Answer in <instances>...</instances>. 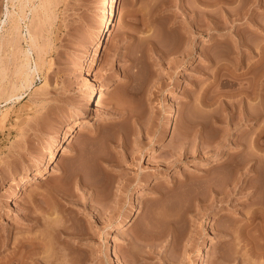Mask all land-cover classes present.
Masks as SVG:
<instances>
[{"label": "rangeland", "instance_id": "obj_1", "mask_svg": "<svg viewBox=\"0 0 264 264\" xmlns=\"http://www.w3.org/2000/svg\"><path fill=\"white\" fill-rule=\"evenodd\" d=\"M230 1L117 0L94 57L101 0H0V264H264V0ZM94 73L113 83L29 184Z\"/></svg>", "mask_w": 264, "mask_h": 264}, {"label": "bare ground", "instance_id": "obj_2", "mask_svg": "<svg viewBox=\"0 0 264 264\" xmlns=\"http://www.w3.org/2000/svg\"><path fill=\"white\" fill-rule=\"evenodd\" d=\"M233 1H235V0H233ZM116 2H117V0H101V3L103 4V6H102V9H101L100 14H99V21L102 22L103 28H102V32H101V37H99V39H98V41L96 43L97 45H96V47L94 49V55H93L94 57H97V56L100 55V49L102 48L103 43L106 42V41H108L109 38H110V36H111V34H112V27H114V13H115V5H116ZM204 2H205L204 5L206 4L205 7L206 6H212L213 3H215L214 0H204ZM216 2H217V0H216ZM18 9L20 11V4L18 6ZM206 9H204V10H205L207 16L209 17V18L207 17L206 19H210V16H212V17L214 16V15H211V12H210L213 9H211V8H210L211 10H208V8H206ZM14 13H15V11H14ZM14 13L7 10V13H6L7 18L10 19V17L12 16L11 14L14 15ZM212 13H214V12H212ZM18 14H16V15H18ZM8 16H10V17H8ZM19 18H17L18 20H15L16 23H14L15 21L13 22L14 29L13 28H11V29H13L14 32L17 31V29L19 28V20H20ZM4 22H5V20L3 19L1 21V24H4ZM13 24H12V26H13ZM13 30L12 31L10 30L12 32V34H13ZM6 34H7V32H6ZM6 34L5 35L4 34L0 35V52H2L1 51L2 46L6 42H8L9 39H10V38H7ZM16 35H17V33H16ZM31 43H32V40H31ZM24 55H25V60L26 61L23 62V64H21V65H22V67H24V69H27V70H25V75L33 74L37 70V63L35 62L33 66L30 65L29 58H28V51L25 50ZM0 62H2L1 59H0ZM85 62H86L85 64H87V60H85ZM25 78H27V77L25 76ZM92 79H93V82L95 84L86 93V97H85V101H84L85 111L83 112V114L81 116L71 118V119L65 121L64 123L59 124L56 127V129H54V132L52 134L51 140L42 147L41 152H40L41 154H40L39 159L37 160V162L34 165V167L30 170V172L25 176V179L27 180V182L29 184L35 182L36 180H38L42 175H44L47 172L48 167H49L52 159L54 158V155H55L56 151H58L59 147L63 144L64 140L66 138H69L70 136H72L73 133H74V131L76 130V128H78L80 126H83L84 124H86V123L89 122V120H90V118H91V116L93 114V106H94L93 102H94V94H95V92H99L101 90H104L105 88H108L113 83V81H111V80H108L105 83H101L100 82V76L98 75V73H94ZM249 112H250V110H249ZM174 115H175V112L174 111H171L169 113V117H168V120H167L166 126H165L166 132H165V135H164L163 140H166L168 138V136H169V132H170V129L172 127V119L174 118ZM248 115H249V113H248ZM238 150H242V147H239ZM240 162H238V161L231 162V163H233L232 165L235 166V170H236V173H237V177L239 179L241 178V182L239 183L238 182V179L236 177L237 181L236 182H233V184H232L233 185L232 188H234V189H235V187L237 185H238V188L239 189H242L244 187L246 188V186L249 187L250 185L253 186L252 183L255 182L254 181L255 178H254V176L252 174H255L256 172L253 173L252 172L253 169L250 168L251 166L254 165V163H250L251 165L249 166V168L251 170L248 169L247 167H245L244 170L243 171L241 170V172H240V171H237V170H239L238 168L239 167L241 168L242 164L244 163V162L243 163H240ZM230 166H231V164H230ZM16 179H18V181L16 180L17 182L15 183V186L13 187V189L10 192V198L11 199H14V200L18 196V194H19V192L21 190V183L24 180V177H22V176L21 177L16 176ZM254 192H255V189H253L250 192V195L255 194ZM135 209H136V205L135 204L130 205L128 207V209L126 210V212L121 213V214H118L114 219H112L109 222V223H111L109 225V228H111V227H113L115 225H118L121 222H123L129 215H132L135 212ZM262 209L263 208L260 207V206L259 207L258 206H255V209H254V212L255 213L254 214L252 213L253 215L249 218L250 221L255 218L257 211H262ZM32 249H33V247H32Z\"/></svg>", "mask_w": 264, "mask_h": 264}]
</instances>
